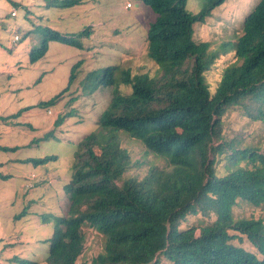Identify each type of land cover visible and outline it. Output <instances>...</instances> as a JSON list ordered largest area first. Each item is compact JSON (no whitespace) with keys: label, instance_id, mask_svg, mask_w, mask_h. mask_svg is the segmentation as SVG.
<instances>
[{"label":"trees","instance_id":"obj_1","mask_svg":"<svg viewBox=\"0 0 264 264\" xmlns=\"http://www.w3.org/2000/svg\"><path fill=\"white\" fill-rule=\"evenodd\" d=\"M43 1L47 9L80 3ZM140 1L157 16L147 34L148 54L164 64V79L144 76L135 81L129 70H118L123 81L132 84L133 95L112 100L99 118V133L113 130L137 137L148 153L165 159L168 168L152 166L141 179L123 180L132 162L128 149L112 141L99 145L98 134H91L80 144L72 180L65 185L71 204L48 240L47 263L77 264L84 253V227L88 226L104 237L105 246L103 253L82 264H163V260L169 264H264L263 221L233 219L239 199L254 206L264 204V153L260 148L239 150L235 141L222 137V118L228 109L238 107L264 123V0L245 20L235 43L236 61L224 68L213 94L206 75L218 57L206 43L193 40L194 25L203 20L205 12H190L188 0ZM224 2L208 0L209 9ZM88 33L89 29L79 36ZM51 40L77 45L76 39L58 32H51ZM47 49L45 41L31 59L44 57ZM80 66L74 67L70 83ZM88 77L114 86L116 70L108 67ZM53 133L43 140L54 138ZM225 149L235 153L232 165L243 159L257 167L247 165L217 175V157ZM56 159L49 156L23 162L37 167ZM198 215L208 219L215 215L216 220L207 226L181 228L189 216ZM229 231L246 237L257 254L233 243L237 236ZM9 261L37 264L17 256Z\"/></svg>","mask_w":264,"mask_h":264},{"label":"rangeland","instance_id":"obj_2","mask_svg":"<svg viewBox=\"0 0 264 264\" xmlns=\"http://www.w3.org/2000/svg\"><path fill=\"white\" fill-rule=\"evenodd\" d=\"M79 1L71 8L47 9L43 0H0V147L17 149L0 150V164L9 162L7 167L0 165V174L6 176L0 177V264H15L9 262L14 256L48 264V240L71 204L65 185L72 180L80 144L91 134H98L99 145L112 141L128 149L132 162L123 180L141 179L152 166L168 168V162L148 153L137 137L113 130L99 133V118L112 100L133 95L132 84L125 83L118 70H129L131 80L135 81L144 76L157 81L164 79V64L148 54L147 34L157 20L156 14L140 0ZM260 2L225 0L211 10L208 0H188L190 12H205L203 20L194 25L193 40L206 43L209 52L218 57L206 75L211 94L224 68L236 61L235 43L244 31L245 20ZM128 4L131 6L127 7ZM12 7L18 10L15 18L10 15ZM87 29L91 31L89 36H79ZM51 32L76 39L77 45L51 40ZM16 34L20 35V41L12 44ZM45 41L48 49L44 57L32 60L31 55ZM78 63L81 66L70 83ZM108 67L116 70L114 86L101 85L88 77ZM57 121H62L60 126ZM222 124L223 141H235L234 147L239 150L260 148V153H264V123L236 107L226 111ZM49 132H54V138L43 140ZM221 142H215L214 146ZM234 155L225 149V154L217 157V175L224 176L249 165V160L243 159L232 165ZM49 156L57 157L47 164L53 184L25 189L30 173H39L43 167L24 162L10 167V162ZM40 192L43 199L28 207L24 194L33 196ZM249 218L264 223V204L254 206L237 200L233 219ZM215 220V215L210 219L189 216L181 228L207 226ZM84 231V253L77 264L90 263L104 251V237L88 226ZM229 234L237 236L233 243L257 254L242 234L235 231ZM163 264L169 263L163 260Z\"/></svg>","mask_w":264,"mask_h":264},{"label":"crops","instance_id":"obj_3","mask_svg":"<svg viewBox=\"0 0 264 264\" xmlns=\"http://www.w3.org/2000/svg\"><path fill=\"white\" fill-rule=\"evenodd\" d=\"M11 15V13H10ZM18 15V13H17ZM16 15V17H17ZM15 18V17H14ZM26 160H29L27 158H24V159H19L17 158L16 160L10 162V167H13V166H17V165H20V162H23ZM32 159V158H30ZM9 162L5 163V162H2L0 165L2 166H6L8 165ZM26 165H32L30 163H25ZM48 164V163H47ZM47 164L45 165H40L42 168V171L39 172V173H34V172H31L30 173V176L26 182V184L24 185V188L25 189H34L36 188V186H44V185H49L51 186L53 184V181L51 179H49L50 177V173H49V169L47 168ZM38 167V166H37ZM27 171V170H25ZM10 173V172H9ZM12 174V173H10ZM14 175V174H13ZM20 178V177H19ZM47 180V181H45ZM33 185V187H29V185ZM24 198L27 199V205L28 207L32 208V206L38 204V202H40L43 198H42V192H40L39 194H35L33 196H29V194H24ZM10 262V261H9Z\"/></svg>","mask_w":264,"mask_h":264},{"label":"clouds","instance_id":"obj_4","mask_svg":"<svg viewBox=\"0 0 264 264\" xmlns=\"http://www.w3.org/2000/svg\"><path fill=\"white\" fill-rule=\"evenodd\" d=\"M130 6H131V5H130V4H128V6H127V7H130ZM13 11H16V15H17V13H18V10H17V8H15V7H12V11H11V17H12V18L16 17V15H15V16H13V15H12ZM16 35H17V36H19V41H20V35H18V34H16ZM16 35H14V37H15ZM14 37H13V40H14ZM13 40H12V42H11L12 44H16L17 42H19V41H17V42H14Z\"/></svg>","mask_w":264,"mask_h":264},{"label":"built area","instance_id":"obj_5","mask_svg":"<svg viewBox=\"0 0 264 264\" xmlns=\"http://www.w3.org/2000/svg\"><path fill=\"white\" fill-rule=\"evenodd\" d=\"M12 15L15 16V15H16V11H13ZM13 41H14V42L19 41V36L16 35V36L14 37V40H13ZM29 187H33V185L31 184V185H29Z\"/></svg>","mask_w":264,"mask_h":264}]
</instances>
